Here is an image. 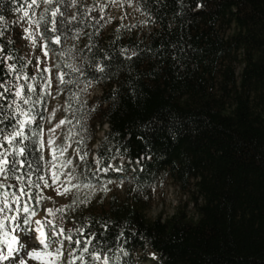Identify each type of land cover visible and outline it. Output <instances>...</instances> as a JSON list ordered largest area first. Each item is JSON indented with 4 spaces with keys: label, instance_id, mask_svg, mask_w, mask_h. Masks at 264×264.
<instances>
[{
    "label": "trees",
    "instance_id": "16d2710c",
    "mask_svg": "<svg viewBox=\"0 0 264 264\" xmlns=\"http://www.w3.org/2000/svg\"><path fill=\"white\" fill-rule=\"evenodd\" d=\"M30 2L0 0V83L7 81L10 89L0 88L4 136L29 118L21 109L33 120L48 113L41 76L8 35L9 18ZM135 3L141 19L111 27L81 4L67 19L61 11L43 19V37L66 81L59 85L66 102L62 117L70 121L63 124V141L79 153L69 173L79 177L73 184L94 185L97 193L60 216L72 237L65 264H104V258L108 264L144 258L157 264H264V0ZM55 35L59 45L46 39ZM29 84L35 92H28ZM94 86L101 95L91 96ZM17 88L31 98L28 104L14 98ZM38 97L41 102L33 104ZM36 132L39 139L23 141L24 157L9 149L10 160L24 163L9 174L17 186L15 177L48 179L44 148L38 150L43 127L25 125L26 136ZM109 181L121 183L123 194L100 192ZM169 181L192 193L193 214L188 204L168 218L149 216L155 189ZM88 194L79 193L82 200ZM75 198L74 190L65 206ZM43 202L32 201L37 215ZM95 255L102 259L92 260Z\"/></svg>",
    "mask_w": 264,
    "mask_h": 264
},
{
    "label": "snow or ice",
    "instance_id": "6c2138e0",
    "mask_svg": "<svg viewBox=\"0 0 264 264\" xmlns=\"http://www.w3.org/2000/svg\"><path fill=\"white\" fill-rule=\"evenodd\" d=\"M37 0H31L29 7L35 5ZM46 3H52L53 0H45ZM58 3L59 0H56ZM60 13L59 8L53 10L51 12L52 17H56ZM24 17H28V12H24ZM52 27L50 31L53 33L57 32L56 21L53 19L51 21ZM25 31H28L27 29ZM2 35V32H0ZM25 39L32 40L35 43L33 34L29 32ZM49 39L51 43L59 45L61 43V36L55 35L53 37H46ZM43 54L45 57L48 56V45L45 44L42 46ZM3 49L0 48V52ZM3 57H0V60H3ZM7 59H12V57H7ZM100 72H103V67L98 69ZM15 71L14 66L9 65V72ZM43 72H49V69H43ZM17 79H30L28 76L23 74H18ZM46 83L42 91L47 92V89L51 87V80L49 77H44ZM57 79L60 84L66 83L64 80V74H58ZM7 81L0 83V88L4 89V92H9L10 89L6 86ZM28 92H35V88L32 87L31 84L27 85ZM48 95H51L50 92H47ZM14 98H20L23 100L25 104H28L31 100L29 96H27L24 92L23 88H17V90L12 93ZM4 98V94L0 92V99ZM14 102V101H13ZM41 102L40 97L37 98L36 101L32 102L33 104ZM2 107V106H0ZM21 113L27 117L26 120L18 121L17 124L12 126V131L8 132L7 136H4L3 130L0 129V178L8 179L9 174H14L19 166L22 168L24 166L23 161H18L15 159L10 160L8 157L12 154L9 149H12L16 155L20 157H24L26 153V146L23 144V141L28 140L31 136H36L39 139V132L30 133L28 136L25 135V125H30L33 122V118L30 112H23L21 109ZM66 120H61L60 123L56 127H60L65 124ZM50 131H55V128ZM81 131H84L82 128ZM171 131V130H170ZM71 134V130H69ZM82 142V141H81ZM5 144L8 147H5ZM49 146L55 144L54 140L48 141ZM70 146V145H69ZM44 144L40 141V148L38 150H43ZM65 149L63 147H51V155H52V166L49 169V179L51 180V184H49V179H46L44 175L37 176L36 180L33 181L30 178L27 181H24L21 177H15L19 184L16 186L15 192H10L4 190L5 187L11 189L13 186L8 185L5 186L3 183H0V264L3 261L13 260L14 264H28V260L38 261L39 264H59L61 257L63 255L62 248L64 246V240L72 241L71 236H65L63 229H58L57 225L53 222V220L48 219V217H54L57 213L63 214L66 211V208H71L75 204H86L89 202V196L92 192H94L95 186L90 185L88 183H76L73 184V180H78L79 177L74 176L72 173H64L62 171L63 168L69 167L71 165V161H66L62 164L56 163L63 156ZM79 154V153H78ZM82 160L85 158L84 156L80 157ZM99 163V161H97ZM31 167V165H29ZM120 170V169H117ZM103 171H107V169H103ZM66 176L64 181H61L60 177ZM111 181H109L110 183ZM59 185V187L55 188L57 195H70L73 194L75 190L76 198L73 201V205L64 206L57 209H47L45 210V217L41 220H36L34 217L37 215V210L32 206V201L34 200L36 205L38 206L42 200L45 199L41 188H48ZM32 189H36L37 191L33 194ZM81 189H89V194L84 197L82 200L80 198V190ZM100 191L107 192L109 189L106 185L101 186ZM27 197V199H25ZM62 218V217H61ZM36 233L35 239L37 242L36 248H27V246L21 241L19 233ZM80 235H83V232H80ZM92 238L95 237L94 233L89 234ZM63 237V239H61ZM75 243L79 245L81 243L80 240H76ZM86 243H91V240L86 241ZM55 245V247H53ZM22 249L26 250V257H20L19 252ZM84 251H88L87 247L84 248ZM102 257L100 255H95L92 257L94 261H100ZM104 264H108L107 258H104Z\"/></svg>",
    "mask_w": 264,
    "mask_h": 264
},
{
    "label": "rangeland",
    "instance_id": "374dc122",
    "mask_svg": "<svg viewBox=\"0 0 264 264\" xmlns=\"http://www.w3.org/2000/svg\"><path fill=\"white\" fill-rule=\"evenodd\" d=\"M29 4L26 6V8L9 18L8 22L13 25V27L9 28L11 32H9L8 35L9 37L16 38L20 50L32 65V73L34 75L41 76L43 87L46 83L44 77H49L51 80V87L47 89V92L51 93L48 100V110L50 108H53L51 111L52 118L44 123H42L38 119V124H42L43 127L42 142L44 144V157L46 160V169L49 179V169L52 166L51 147H63L65 149L63 156H61L60 159L56 161V163L62 164L66 161H71V165L69 167L62 169V171L66 174L69 173V170L72 169V167L76 166L78 160L77 152L75 148H71L70 143H63L62 146L61 144H59L61 139L63 140V125L60 127L56 126L61 121L63 110L62 106H60V100L62 98L59 93L60 83L57 79V76L61 73L57 72L55 69L57 63L55 53L50 50L49 46L48 56L45 57L43 54L42 46L45 44L48 45L47 41L43 37L45 27V23H43L44 16L47 13L51 14L53 10L59 8V10L67 19L71 16L72 8L75 4H81L86 8H89L90 10H96L97 13H99L98 18L101 19L107 27H111L112 24L120 21H124L125 23H133L139 21L141 19V16L138 12L135 0H59L58 3L56 2V0H53L52 3H46L45 0H37L35 5L29 7ZM25 11L28 12V17H24L23 14ZM26 29L28 31H25ZM29 32L33 34L35 43H33L32 40L24 38L29 34ZM43 69H49V72L45 73L43 72ZM101 92L102 91L100 87L94 86L91 89V96H99L101 95ZM53 128H55V131H50ZM102 135L103 134L101 132L100 136ZM49 140L55 141V144L51 147L48 144ZM121 161L122 163H124V160ZM60 179L61 181H64L66 179V176H61ZM0 183H3L5 186H17L16 183L10 182L8 179L3 178H0ZM49 184H51L50 179ZM56 187H59V185L42 189L45 199L43 200L44 202L41 207V212L36 217H34V219H43L45 217V210L47 209H57L66 205L71 194L64 196L57 195L55 191ZM108 188L113 193L122 195L124 192V186L118 182L110 183ZM91 194L95 195L97 193L94 191ZM191 197L192 193L190 191H183L179 187L173 185L170 181L166 182L163 186L157 187L155 189L152 208L150 210L149 216L155 218L158 215L162 214L163 218H168L174 215L178 207H184L188 204V210L191 215L193 214V205L190 203ZM60 216L61 214L57 213L54 217H48V219L53 220L58 229H63L66 236L65 231L67 230V228L63 225V223H61ZM19 236L21 241L27 246V248L37 247V242L35 239L36 233H19ZM61 239H63V237H61ZM0 247H2V245H0ZM53 247H55V245H53ZM26 250L27 249H22L19 252V256L17 257V259L20 257H26ZM62 253L63 255L61 257V260L59 261V264H65L70 254L66 239L64 240ZM140 256L141 255H138V257ZM135 261L136 262H134L133 264H157L155 261H152L151 258H144L142 260L137 259ZM2 264H14V261H3ZM28 264H39V262L29 259Z\"/></svg>",
    "mask_w": 264,
    "mask_h": 264
},
{
    "label": "built area",
    "instance_id": "2783aa9c",
    "mask_svg": "<svg viewBox=\"0 0 264 264\" xmlns=\"http://www.w3.org/2000/svg\"><path fill=\"white\" fill-rule=\"evenodd\" d=\"M61 104H62V105H61ZM60 106H62V110H64L65 107H66V102H65L63 99L60 100ZM52 109H53V108H50V109L48 110V113H47V116H46L45 119L34 118L33 122H34V123H39L38 119H39L42 123L49 121V120L52 118V117H51V111H52ZM61 112H62V111H61ZM58 114H59V111H58ZM59 119H60V118H59ZM61 120H63V118H61ZM58 130H59V128H58ZM59 144H61V145L63 144V140H62V139H61V141H60Z\"/></svg>",
    "mask_w": 264,
    "mask_h": 264
}]
</instances>
